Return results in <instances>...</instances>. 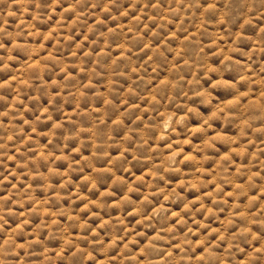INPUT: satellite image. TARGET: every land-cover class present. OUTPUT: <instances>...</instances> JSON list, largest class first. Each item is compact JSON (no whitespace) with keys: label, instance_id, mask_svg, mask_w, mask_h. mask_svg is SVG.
I'll use <instances>...</instances> for the list:
<instances>
[{"label":"clouds","instance_id":"obj_1","mask_svg":"<svg viewBox=\"0 0 264 264\" xmlns=\"http://www.w3.org/2000/svg\"><path fill=\"white\" fill-rule=\"evenodd\" d=\"M0 106V264H264V0H0Z\"/></svg>","mask_w":264,"mask_h":264},{"label":"rangeland","instance_id":"obj_2","mask_svg":"<svg viewBox=\"0 0 264 264\" xmlns=\"http://www.w3.org/2000/svg\"><path fill=\"white\" fill-rule=\"evenodd\" d=\"M68 15H72L71 13H68ZM28 19H30V17H26ZM11 22V21H10ZM69 27H71V24H69ZM45 40L48 41V37H45ZM9 99H12V97L10 96ZM0 110H2V106H0ZM11 167H15L14 163L9 162ZM25 179H27V177H25ZM229 201H231V197H229ZM129 219H131V217H129ZM135 226V225H133Z\"/></svg>","mask_w":264,"mask_h":264}]
</instances>
